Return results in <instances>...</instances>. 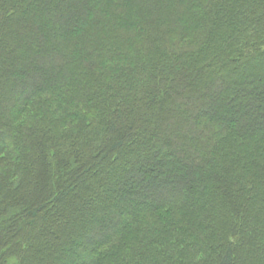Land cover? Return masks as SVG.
I'll return each instance as SVG.
<instances>
[{"label":"trees","instance_id":"16d2710c","mask_svg":"<svg viewBox=\"0 0 264 264\" xmlns=\"http://www.w3.org/2000/svg\"><path fill=\"white\" fill-rule=\"evenodd\" d=\"M0 264H264V0H0Z\"/></svg>","mask_w":264,"mask_h":264},{"label":"rangeland","instance_id":"374dc122","mask_svg":"<svg viewBox=\"0 0 264 264\" xmlns=\"http://www.w3.org/2000/svg\"><path fill=\"white\" fill-rule=\"evenodd\" d=\"M254 71H256V70H254ZM245 85V84H244ZM258 84H256V83H254V82H251L250 84H247L246 85V88H254V87H256ZM229 93V96L231 97V92H228ZM237 147V146H236ZM238 148V147H237ZM57 185H58V183H57ZM58 188H57V192L58 191H60V186H57ZM61 196H63V194H61ZM68 199H72L71 198V195L68 197ZM53 202H55L54 204H52V206H51V204H50V207L52 208L53 206V208H55V210H56V215H55V220H54V222H53V224H57V223H59L60 221H63V219L66 217V216H69L65 211L63 212V211H61V206H60V204H59V200L58 199H55V201H53ZM52 202V203H53ZM25 204H28V202L26 201V202H24ZM20 204L21 206H25V204ZM66 213V214H65ZM48 220V219H47ZM20 221H23V219L21 218V220ZM20 224V223H19ZM54 233L59 237V238H61L62 237V233H60V232H58L57 230H55L54 231Z\"/></svg>","mask_w":264,"mask_h":264}]
</instances>
